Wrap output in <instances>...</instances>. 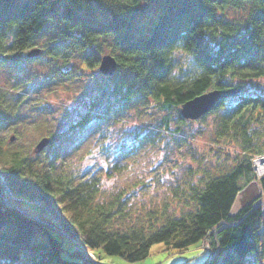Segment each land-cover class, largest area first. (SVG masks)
<instances>
[{"label":"trees","instance_id":"trees-1","mask_svg":"<svg viewBox=\"0 0 264 264\" xmlns=\"http://www.w3.org/2000/svg\"><path fill=\"white\" fill-rule=\"evenodd\" d=\"M145 1L157 13L140 23ZM229 8L244 15L226 19ZM41 36L50 56L73 52L88 69H99L104 42L114 43L117 69L99 88L92 103L96 112L79 125L91 115L107 116L114 99L119 110L142 102L171 110L212 89H238L202 116L218 112V140L239 151L227 157L232 162L227 169L202 167L196 181L173 190L189 206L182 214H169L166 204L148 211L140 224L116 227V219L126 217L123 200L118 194L98 202L99 177L74 183L72 175L56 174V152L40 171L0 138V172L12 193L41 202L40 212L50 213L80 244L129 262L143 261L158 242L183 251L208 238L214 253L200 264H264L261 196L231 212L238 195L257 179L252 159L264 154V92L247 87L264 78V0H0V63L36 59L23 53ZM177 52L187 55L185 65ZM9 94L0 86V108ZM178 119L188 118L180 113ZM258 180L264 190V177ZM0 264L93 263L81 249L64 246L60 232L7 206L0 196Z\"/></svg>","mask_w":264,"mask_h":264},{"label":"rangeland","instance_id":"rangeland-1","mask_svg":"<svg viewBox=\"0 0 264 264\" xmlns=\"http://www.w3.org/2000/svg\"><path fill=\"white\" fill-rule=\"evenodd\" d=\"M156 13L153 5L145 1L140 23L151 20ZM243 15V10L229 8L225 17L232 20ZM46 39L41 36L31 48L42 49L34 56L36 59L0 63V86L10 92L0 108V138L8 149L26 154L40 171L45 160L56 152V174L72 175L74 183L99 177L101 191L97 201L105 202L120 194L125 206L126 217L116 219L114 226L140 224L148 211L160 210L166 204L169 214H182L189 206L176 198L173 190L185 186L187 181H196L202 167L216 173L232 163L227 157L239 148L218 140V112L181 122L180 107L161 110L153 102H142L119 110L121 103L114 99L111 113L94 118L96 108L92 103L108 76L98 68L88 69L73 52L68 57L50 56L44 48ZM115 52L113 41L108 39L100 56ZM176 56L186 64L187 55L177 52ZM247 87L250 92H264V78L248 81ZM87 113H93L91 119L79 125ZM43 136L58 137L35 152L34 147ZM256 172L257 179L238 195L232 213L258 196L264 201L258 180L264 173L258 169ZM0 185L4 187L0 196L7 206L60 232L64 246L81 249L93 264H200L211 255L201 241L183 251L168 248L163 242L155 243L141 262L91 250L65 234L50 213H41L40 202L14 195L6 182Z\"/></svg>","mask_w":264,"mask_h":264},{"label":"water","instance_id":"water-1","mask_svg":"<svg viewBox=\"0 0 264 264\" xmlns=\"http://www.w3.org/2000/svg\"><path fill=\"white\" fill-rule=\"evenodd\" d=\"M39 53L40 48H33L28 51L27 56L34 57ZM117 66L118 62L114 55L106 53L100 57L99 70L103 74L108 76L113 75L117 69ZM237 91L238 89H212L206 91L184 102L181 105L180 113L184 118L197 119L213 109L220 99H223L230 94L236 93ZM13 138L14 136L12 135L11 139ZM49 142L50 139L48 136L41 137L40 140L36 143L34 151H42L49 144Z\"/></svg>","mask_w":264,"mask_h":264},{"label":"built area","instance_id":"built-area-1","mask_svg":"<svg viewBox=\"0 0 264 264\" xmlns=\"http://www.w3.org/2000/svg\"><path fill=\"white\" fill-rule=\"evenodd\" d=\"M260 160H264V155H258V156H255L252 160L253 162V166H254V169L255 171H257V163L258 161ZM259 171V170H258ZM0 182H5V178H4V175L0 172ZM5 184V183H4ZM7 187V186H6ZM8 188V187H7ZM9 189V188H8ZM39 202V201H37ZM41 203V202H40ZM18 209H20L19 207H17ZM71 239L73 241L76 242V240L74 238L71 237ZM203 246L205 247V249H209V251H211V248H210V241L208 240V238H206L205 240H203ZM205 244V245H204ZM79 245V244H78ZM81 245V244H80ZM211 253H214V251H212ZM98 262V261H97Z\"/></svg>","mask_w":264,"mask_h":264},{"label":"bare ground","instance_id":"bare-ground-1","mask_svg":"<svg viewBox=\"0 0 264 264\" xmlns=\"http://www.w3.org/2000/svg\"><path fill=\"white\" fill-rule=\"evenodd\" d=\"M257 168H258V170H259L260 173H264V160H260V161H258V163H257ZM236 206H237V202L234 203V205H233L232 208L235 209Z\"/></svg>","mask_w":264,"mask_h":264}]
</instances>
